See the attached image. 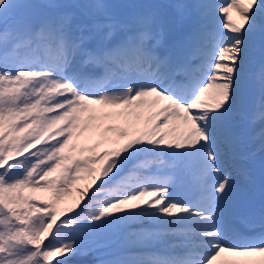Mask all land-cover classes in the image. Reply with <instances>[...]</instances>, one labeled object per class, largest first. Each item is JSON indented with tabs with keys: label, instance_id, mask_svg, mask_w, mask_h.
Listing matches in <instances>:
<instances>
[{
	"label": "snow or ice",
	"instance_id": "snow-or-ice-1",
	"mask_svg": "<svg viewBox=\"0 0 264 264\" xmlns=\"http://www.w3.org/2000/svg\"><path fill=\"white\" fill-rule=\"evenodd\" d=\"M258 122L264 0H0V264H264Z\"/></svg>",
	"mask_w": 264,
	"mask_h": 264
},
{
	"label": "rangeland",
	"instance_id": "rangeland-1",
	"mask_svg": "<svg viewBox=\"0 0 264 264\" xmlns=\"http://www.w3.org/2000/svg\"><path fill=\"white\" fill-rule=\"evenodd\" d=\"M35 2H46V0H35ZM55 2L73 3V2H84V0H55ZM105 2L113 5H138V4H148V3L167 5L177 2V0H105ZM187 2H193V0H187ZM221 2L222 1L220 0V3ZM115 11L117 14H123L126 13L127 11H130V9L117 8L115 9ZM162 11L166 12L170 17L171 27L177 35L183 32L184 30H186L194 22L190 17H186L182 22L177 21L174 17H172L171 9H163ZM232 15H233V19H235L236 18L235 13H233ZM222 20L223 17L220 16V19L216 21V23L219 24L220 21ZM225 32H227L226 29ZM252 55L254 61L259 60L260 52L258 49H256ZM261 127H264V124L258 122L255 128L253 129L254 130L253 132H258ZM253 150L255 151V156L252 157L249 161H246V163L253 172L254 177L258 182L261 163L264 162V153H261L259 151L258 141H257V146H253ZM85 183L87 182L86 181L82 182L80 186L83 187ZM68 202H71V198H69ZM146 226L148 227L147 223H145V227ZM80 239L84 241L83 249L77 255L78 257L75 256L72 258L71 264H107L108 261L116 258V256L113 254L115 249L113 247L112 239L110 237L97 238L87 232H82ZM45 243H47V241H45Z\"/></svg>",
	"mask_w": 264,
	"mask_h": 264
},
{
	"label": "bare ground",
	"instance_id": "bare-ground-1",
	"mask_svg": "<svg viewBox=\"0 0 264 264\" xmlns=\"http://www.w3.org/2000/svg\"><path fill=\"white\" fill-rule=\"evenodd\" d=\"M222 2L221 3H225L226 2V0H221ZM215 3L216 4H221L220 3V0H215ZM221 31H223V32H225V29H223V28H221ZM179 35V34H178ZM163 51V50H162ZM259 55V54H258ZM236 238V237H235ZM234 238V239H235ZM168 243H169V245H171V244H173V243H179V241H176V240H172V239H169V241H168ZM147 249H150L151 250V252H157V253H161V251H162V247H161V245L160 244H156V245H154L153 247H151V248H147ZM146 252V249H137V250H134V252ZM169 252L172 254V255H179L178 253H180V252H183V250L182 249H180V248H169ZM77 256V255H76ZM78 257V256H77ZM83 258V257H82ZM77 259H79V258H77Z\"/></svg>",
	"mask_w": 264,
	"mask_h": 264
}]
</instances>
